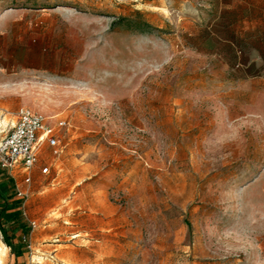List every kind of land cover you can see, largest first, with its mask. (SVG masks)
<instances>
[{
    "label": "rangeland",
    "instance_id": "rangeland-1",
    "mask_svg": "<svg viewBox=\"0 0 264 264\" xmlns=\"http://www.w3.org/2000/svg\"><path fill=\"white\" fill-rule=\"evenodd\" d=\"M22 107L70 127L0 162L2 264H264V0H0V139Z\"/></svg>",
    "mask_w": 264,
    "mask_h": 264
},
{
    "label": "built area",
    "instance_id": "built-area-1",
    "mask_svg": "<svg viewBox=\"0 0 264 264\" xmlns=\"http://www.w3.org/2000/svg\"><path fill=\"white\" fill-rule=\"evenodd\" d=\"M70 120L58 116H46L22 107L15 119L2 128L5 133L0 139V162L7 170H21L24 182L32 183L35 169L45 161L50 152L59 155L65 151L63 142L69 131ZM51 164L45 163L42 174H49ZM23 194L22 191L19 192Z\"/></svg>",
    "mask_w": 264,
    "mask_h": 264
},
{
    "label": "trees",
    "instance_id": "trees-1",
    "mask_svg": "<svg viewBox=\"0 0 264 264\" xmlns=\"http://www.w3.org/2000/svg\"><path fill=\"white\" fill-rule=\"evenodd\" d=\"M2 166V165H1ZM3 167V166H2ZM5 168V167H3ZM6 169V168H5ZM7 170V169H6ZM8 172V170H7ZM2 173L0 168V174ZM13 178V177H12ZM14 178L12 179V183L16 185L14 182ZM11 195H4L2 191V185H0V198L1 200H9ZM0 200V203H1ZM19 204L21 201H18ZM17 202V204H18ZM12 210V211H11ZM0 231L4 235L5 241L11 245V241L15 238L19 239V243L17 245L16 253L18 256L22 255L25 252V247H23V241L25 239L24 235L29 232V227L26 222L23 221V212L21 210H17L15 207L11 209L9 207H4L0 212Z\"/></svg>",
    "mask_w": 264,
    "mask_h": 264
},
{
    "label": "bare ground",
    "instance_id": "bare-ground-1",
    "mask_svg": "<svg viewBox=\"0 0 264 264\" xmlns=\"http://www.w3.org/2000/svg\"><path fill=\"white\" fill-rule=\"evenodd\" d=\"M5 120V119H4ZM5 249H7V246H5V248H3L2 250L0 249V264H2V252H6V250ZM7 252H8V250H7ZM4 255V254H3Z\"/></svg>",
    "mask_w": 264,
    "mask_h": 264
}]
</instances>
